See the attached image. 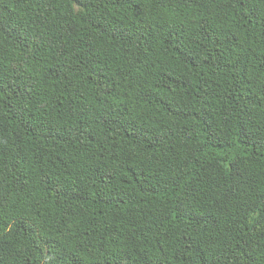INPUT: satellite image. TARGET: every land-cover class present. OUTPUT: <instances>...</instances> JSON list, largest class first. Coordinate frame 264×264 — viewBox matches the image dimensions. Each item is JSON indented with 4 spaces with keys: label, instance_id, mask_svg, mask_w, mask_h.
<instances>
[{
    "label": "trees",
    "instance_id": "1",
    "mask_svg": "<svg viewBox=\"0 0 264 264\" xmlns=\"http://www.w3.org/2000/svg\"><path fill=\"white\" fill-rule=\"evenodd\" d=\"M0 264H264V0H0Z\"/></svg>",
    "mask_w": 264,
    "mask_h": 264
}]
</instances>
